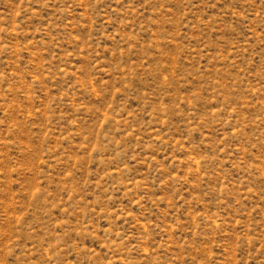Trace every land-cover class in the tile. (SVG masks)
I'll list each match as a JSON object with an SVG mask.
<instances>
[{"label":"rangeland","instance_id":"1","mask_svg":"<svg viewBox=\"0 0 264 264\" xmlns=\"http://www.w3.org/2000/svg\"><path fill=\"white\" fill-rule=\"evenodd\" d=\"M0 264H264V0H0Z\"/></svg>","mask_w":264,"mask_h":264}]
</instances>
